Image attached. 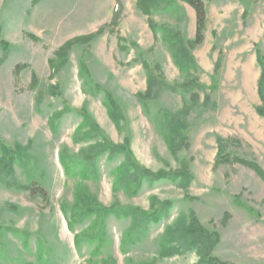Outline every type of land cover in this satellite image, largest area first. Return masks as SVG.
Masks as SVG:
<instances>
[{
  "label": "rangeland",
  "instance_id": "obj_1",
  "mask_svg": "<svg viewBox=\"0 0 264 264\" xmlns=\"http://www.w3.org/2000/svg\"><path fill=\"white\" fill-rule=\"evenodd\" d=\"M138 1L122 0L114 32L74 46L60 62L55 54L65 42L110 23L116 0H0V175L7 182L0 180V264H196L195 251L159 255L166 228L192 211L218 234L212 253L220 262L264 264V0H203L204 41L191 50L196 70H189L203 88L185 94L160 81L173 86L190 78L177 68L168 39L194 41L196 12L181 0L170 7L158 0L149 17ZM17 66L26 68L17 75ZM148 75L158 95L144 104L138 96ZM109 98L122 116L117 128ZM183 107L186 142L172 153L155 118ZM88 117L101 135L76 143ZM103 138L128 145L141 168L185 172L190 181L147 183L133 196L115 190L123 154H103L87 178L80 165L65 172L62 154L75 158ZM33 184L45 188L47 201L31 195ZM80 188L103 208L171 207L145 234L131 236L129 218L109 216L103 228L95 227L96 215L70 223Z\"/></svg>",
  "mask_w": 264,
  "mask_h": 264
},
{
  "label": "trees",
  "instance_id": "obj_2",
  "mask_svg": "<svg viewBox=\"0 0 264 264\" xmlns=\"http://www.w3.org/2000/svg\"><path fill=\"white\" fill-rule=\"evenodd\" d=\"M183 3L188 4L194 12H196V34L194 41L185 44L184 40L179 38H171L168 39L171 55H173L175 64L180 72L185 76H191L189 70H196L195 60L190 54L193 48L200 46L203 43L204 39V31H205V22H206V11H205V3L203 0H181ZM173 1H166L164 4L166 7H170ZM162 5V2H158V0H139L137 3L138 9L148 15L151 16V9L156 8ZM123 11V2L122 0H116L115 8L113 11V17L109 24H105L100 27V30L97 33H93L90 35L76 37L73 38L62 45L55 54V58L57 61L64 62L68 54L72 51V48L76 45H85L88 42L99 37L102 33L110 28L111 31L114 32V29L119 24L121 13ZM149 26L152 28L155 33V27L151 20H149ZM4 48L8 49L9 46L4 44ZM7 52L3 55L1 61H4L7 57ZM26 68L25 66H17L15 69V74L19 75V72ZM54 68V67H53ZM191 79V80H190ZM36 76L33 74L32 77V87L34 88L36 85ZM156 80L151 76H147V90L144 95H139L138 99H140L141 103H146L145 100H155L157 99V92L154 93V88L156 87ZM185 84L182 85H173L169 86L164 83L163 79L160 81L161 88L168 89L170 91L181 90L182 94L189 92L191 89H201L200 86L194 78H187ZM259 90L261 98L264 101V69L259 79ZM157 94V95H156ZM196 96V95H195ZM107 114L113 124L119 127V121L121 119V114H119L117 105L110 98L107 99ZM206 105V101L203 103V106ZM187 108L181 110L180 112L170 113L167 111L161 112L158 116H156L155 120L158 123L159 130H161V134L166 141V144L172 153H175V149L183 145L186 142V138L184 136V132L187 130L186 122L184 121L183 116L186 115ZM258 112L264 116V107H259ZM89 120V117L86 118L82 125L79 127L78 132L75 134V142H85L89 141V139H95L100 137V129L94 126ZM89 127L88 131L83 133L84 129ZM5 154L10 155V152H5ZM103 154H107L109 158H113L114 156H118V154H123L125 156V160L123 163L118 166L116 169V179L113 183V188L116 190L119 187H123L126 192L133 196L139 192V190L143 187L144 184L156 183L161 180H170L172 182H176L177 179H182L180 181L187 184L190 181L189 176L185 172H175L169 173L165 171H161L158 173L151 172L150 170H146L138 166L135 161L132 159L131 153L128 149V145H114L107 143L105 139L101 140V142H96L92 146L89 147V151L81 152V154L76 155L75 158L61 155V163L64 167L65 172H69L72 168L77 165H80L81 173L84 178H87L86 175L89 172H92L95 162L98 158H100ZM20 157H23L21 155ZM5 162V161H4ZM11 163H5L6 166H11ZM7 172L9 171L6 168L3 170ZM89 171V172H88ZM1 182L7 186V182L1 178ZM31 195L39 196L43 201H47V192L44 187H41L37 184H33L27 187ZM76 204L72 212V220L70 223H77V221L81 218H88L91 215H96L95 227L99 225V227L103 228L104 224L109 216H114L116 219L120 220L122 218H129L131 220V228L129 230V234L132 236L134 234H138L141 236V233L145 234L147 232L148 225L151 223L157 224L163 219V217L169 214V208L171 207L170 203H163L161 206L153 209L150 213H145L140 211L138 208L131 207H122L119 204H115L111 208H103L95 197L88 192L85 188H80L76 192ZM156 199L153 198L151 200V205L155 204ZM64 212L67 211L64 209ZM93 225V226H94ZM71 227V226H70ZM220 239L216 232L210 231L207 228H204L198 222V219L195 213L192 211L189 215L180 214L177 219L173 222L172 225L168 226L162 237V245L159 252L161 258L165 256H175L178 254H182L184 252H192L198 255L199 261L196 264H224L220 262L217 258L213 256V251L219 245Z\"/></svg>",
  "mask_w": 264,
  "mask_h": 264
}]
</instances>
